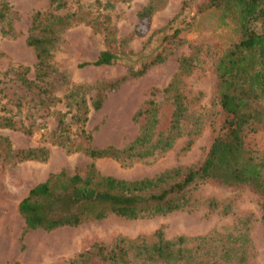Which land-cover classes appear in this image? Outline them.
<instances>
[{"label": "rangeland", "instance_id": "rangeland-1", "mask_svg": "<svg viewBox=\"0 0 264 264\" xmlns=\"http://www.w3.org/2000/svg\"><path fill=\"white\" fill-rule=\"evenodd\" d=\"M5 1L10 9L4 25L0 24V116L11 117L15 127L0 126V135L8 137L14 150L44 145L50 152L44 162L0 161V264H67L93 242L109 245L117 237L149 238L156 229L166 238L202 235L213 229L234 233L235 224L246 236L245 264H264V223L255 196L242 187L211 183L199 184L192 192L191 205L184 209L138 218L110 214L77 226L30 230L20 241L23 220L17 212V203L28 189L61 169L82 173L89 162V157L81 151H65L69 143L87 144L80 126L90 134L92 146L121 148L138 134L143 116L135 117V112L152 98L157 103L158 118L154 132L166 133L172 106L162 88L177 73L182 56L190 59L189 69L180 75L178 85L186 105L182 134L155 157L131 162L103 158L96 160L95 166L101 174L136 179L176 166L197 164L225 117L213 97L212 66L234 38L227 27L197 18L194 6L200 0H162L144 21L139 20L136 12L148 0H65L66 8L59 12L74 11L77 22L61 32L52 62L67 81L48 78L38 82L40 88L26 89L17 73L27 67L23 74L34 80V51L25 43L30 16L35 10L47 9L49 4L48 0ZM102 14L110 17L118 37L128 39L131 55L111 65L78 66L93 60L103 48L102 33L91 26L92 20L100 19ZM175 28L177 36L166 58L148 66L140 75H130L129 65L136 68L138 63L129 60L136 56L140 60L142 55L154 52L160 38ZM110 81L116 84L103 91L100 108L89 109L86 120L78 121L74 116L79 97L88 104L94 86ZM71 84L83 88L68 98ZM59 117L63 120L60 133L56 130ZM21 127L28 128L30 134ZM209 199L215 201L216 207L206 205ZM132 261L140 264L137 259Z\"/></svg>", "mask_w": 264, "mask_h": 264}, {"label": "trees", "instance_id": "trees-1", "mask_svg": "<svg viewBox=\"0 0 264 264\" xmlns=\"http://www.w3.org/2000/svg\"><path fill=\"white\" fill-rule=\"evenodd\" d=\"M161 1L148 0L136 12L139 20L147 19ZM48 4L47 9L35 10L30 16L25 43L34 51V80L23 74L27 67L17 73L19 82L26 89L40 88L38 82L48 78L67 81L65 74L54 66L52 57L61 32L77 22L76 14L74 11L59 12L66 8L65 0H48ZM194 7L201 22L212 20L217 26L227 27L234 38L212 66L213 97L225 117L202 159L193 166H176L136 179L101 174L95 166V161L103 158L131 162L155 157L182 134L186 105L178 85L180 75L186 73L190 65V59L182 56L177 73L162 88L172 106L166 133L154 132L158 118L157 103L152 98L135 112V117L143 116L138 134L121 148L92 146L90 134L80 126L87 144L69 143L65 151H81L89 157V162L82 173L61 169L28 189L17 203V212L23 220L20 241L30 230L77 226L110 214L138 218L184 209L192 203V192L203 183L247 189L255 196L264 223V0H200ZM9 9L8 3L0 0L1 25H4ZM91 26L102 33L104 45L93 60L78 66L111 65L131 55L128 39L116 35L108 15L102 14L100 19L92 20ZM177 32L175 28L170 34L163 35L154 52L142 55L140 60L137 56L130 59L138 66L129 65V74L140 75L148 66L162 62ZM115 84L110 81L95 85L88 104L83 97H79L76 104L74 100V117L84 122L89 109L100 108L103 91ZM82 88V85L71 84L66 97L73 98ZM14 124L11 117L0 116V126L14 128ZM62 126L63 120L59 117L56 124L59 133ZM21 128L30 134L28 128ZM189 143L190 140L187 145ZM0 145L1 162H44L49 157V150L44 145L14 150L8 137L2 135ZM206 205L216 207L213 199L207 200ZM232 230L235 232L221 233L213 229L202 235L166 238L160 229H156L149 238L142 235L117 237L109 245L91 243L67 264H134V259L140 264L155 261L165 264H245L244 230L237 224Z\"/></svg>", "mask_w": 264, "mask_h": 264}, {"label": "crops", "instance_id": "crops-1", "mask_svg": "<svg viewBox=\"0 0 264 264\" xmlns=\"http://www.w3.org/2000/svg\"><path fill=\"white\" fill-rule=\"evenodd\" d=\"M47 149L49 150V148L47 147ZM49 152H50V150H49Z\"/></svg>", "mask_w": 264, "mask_h": 264}]
</instances>
